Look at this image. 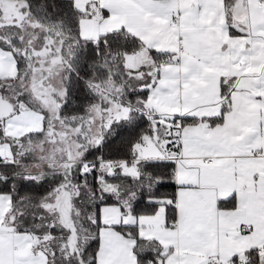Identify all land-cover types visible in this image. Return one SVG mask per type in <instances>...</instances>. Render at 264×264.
<instances>
[{
  "label": "snow or ice",
  "instance_id": "obj_1",
  "mask_svg": "<svg viewBox=\"0 0 264 264\" xmlns=\"http://www.w3.org/2000/svg\"><path fill=\"white\" fill-rule=\"evenodd\" d=\"M0 264H264V0H0Z\"/></svg>",
  "mask_w": 264,
  "mask_h": 264
}]
</instances>
